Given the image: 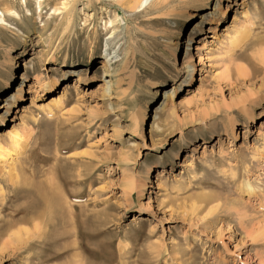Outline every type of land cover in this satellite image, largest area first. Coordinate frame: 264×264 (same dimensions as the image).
Returning <instances> with one entry per match:
<instances>
[{
  "label": "rangeland",
  "instance_id": "374dc122",
  "mask_svg": "<svg viewBox=\"0 0 264 264\" xmlns=\"http://www.w3.org/2000/svg\"><path fill=\"white\" fill-rule=\"evenodd\" d=\"M129 1L0 0V264H264V0Z\"/></svg>",
  "mask_w": 264,
  "mask_h": 264
},
{
  "label": "bare ground",
  "instance_id": "6f19581e",
  "mask_svg": "<svg viewBox=\"0 0 264 264\" xmlns=\"http://www.w3.org/2000/svg\"><path fill=\"white\" fill-rule=\"evenodd\" d=\"M121 3H124V2H126L127 0H119ZM150 1L151 0H131V1H129V3H128V5H130V3L132 2V5L130 6V8L132 9V10H134V9H137V8H141L142 10H145V9H148V8H150ZM215 7H216V10H217V12L219 11V14L221 15V17L223 18V16L225 15V10H221L220 9V4H219V2H217V0H216V3H215ZM15 15H16V17L18 16V14H16L15 12H13ZM189 17H192L193 16V14H189L188 15ZM8 18V17H7ZM0 21L2 22H4L5 21V19H0ZM156 21V20H155ZM161 21V20H160ZM219 21H221V19H217L216 20V23H219ZM157 22V21H156ZM160 23V22H159ZM215 29L216 28H214L213 29V31H215ZM245 35V34H244ZM245 38V36H242L241 38H237V39H234V41L232 42V45L233 46H237V43H239L238 41H240L241 40V42L243 41V40H246V39H244ZM239 39V40H238ZM243 39V40H242ZM264 42V41H263ZM240 44V43H239ZM185 45V50L183 49V50H181V55H180V59H179V61H178V57H177V55H174V61H173V63L171 64L172 65V67H173V69H174V71H175V73H178V72H180V70H183L184 72H183V74H182V81H181V83H179V85L177 86V88L179 89V91L181 90L179 87L182 85V86H185L184 88H183V91H186V89H188L191 85H192V80H193V74H192V72L194 71V69H193V65L192 64H189V60H190V52H192L193 51V48H192V36H191V34H189L188 35V38H187V40H186V43H184L183 44V46ZM93 47H90L89 48V53H91L92 52V49ZM196 49L198 50V47H196ZM256 49H258V48H256ZM183 52H184V56H182L183 55ZM257 53H259V55H254V56H257L256 58L257 59H260V63L264 66V49H262L261 48V50L260 51H258ZM102 57H104V59H105V63H104V66L105 67H107V68H109V67H111L112 66V63H113V57L110 55V53H109V48H108V45L106 44V46H105V51H104V55L102 56ZM184 57V58H183ZM181 58H182V62H181V67L179 68V66H180V60H181ZM254 58V57H253ZM255 58V60H257ZM248 61V60H247ZM16 65V63L14 64L13 63V60H9L8 61V63H7V67L5 68V74H7V75H11V68L13 67V66H15ZM22 67H23V70L25 71V73L30 69V61H24L23 62V65H22ZM34 69V68H33ZM76 71V70H75ZM75 71H73L72 73L73 74H71V75H69L68 74V76L67 77H70V76H74L75 75ZM60 74H61V76L63 77L65 74H67V72H64V71H60L59 72ZM70 73V72H69ZM168 74L170 73V72H167ZM239 73V72H238ZM248 73V72H247ZM240 74V73H239ZM241 74H242V72H241ZM244 75H245V77H247V75L249 74H245V73H243ZM237 75V74H236ZM243 75V76H244ZM5 76V75H4ZM242 76V75H241ZM22 77L23 78H25L23 75H22ZM76 77H78V79L79 78H81V73L80 72H77V74H76ZM170 79L169 80H167V81H174V78H176V75L175 76H171L170 75V77H169ZM241 78V77H240ZM239 78V79H240ZM3 80L5 81V77H3ZM61 79H59L57 76H55L54 78H53V80H52V83H51V85L49 86V91L50 92H52V91H54V90H56V88L58 87V86H60V84H59V81H60ZM236 81H237V77H236ZM165 82V79H159V80H157V81H155V82H153L152 84H155L156 86H155V89L152 91V96H156L158 93H159V96H160V91H159V89L161 88V90L164 92L163 93V101H162V103H161V105L159 106V107H154V108H156V111L154 112V118H153V121H152V124H151V127H150V133L152 134L153 132H154V125H156L155 124V122H157L158 121V119H156V115L157 114H159V112H163V111H166L165 109H166V107L169 105V103H171L172 101V94H174V93H176L175 91L177 90V88L176 87H174V88H172L171 90H172V93L171 94H169L168 93V91L167 92H165V87H166V83H164ZM22 83H23V81H21V83L20 84H18L17 86H16V89H15V92L14 93H11V96H9V98H10V100H8V95H7V97L5 96V97H3V100H2V103H0V111L1 110H4V113H0V126L1 125H3V123H4V121L6 120V117L8 116V114H9V112H10V110L11 109H16V113H20V111H18V109H19V106H18V104H17V102H20V100H22ZM181 86V87H182ZM98 91L101 93V97L102 98H107V99H109L111 96H112V86H111V83H110V81L109 82H104L103 83V85H101L99 88H98ZM178 91V90H177ZM27 93H29V90L27 91ZM119 96V95H118ZM155 105H157V104H155ZM145 111V110H144ZM158 111V112H157ZM25 111L24 110H21V113H24ZM142 114V113H141ZM140 114V115H141ZM142 116V115H141ZM249 118L251 119L252 118V116H249ZM21 120L23 119V117L22 118H20ZM135 119V118H134ZM138 119V118H137ZM136 120V119H135ZM134 120V121H135ZM13 120H11V122H12ZM137 121V120H136ZM135 121V122H136ZM138 123V122H137ZM158 124V123H157ZM134 125H135V123H134ZM158 126V125H157ZM156 127V126H155ZM23 132V131H22ZM22 132H20V133H22ZM25 133V132H24ZM26 137V136H25ZM8 139V138H7ZM9 139H10V146L11 147H13V153H15V155H16V157L15 158H18L17 156L20 154V150L22 149V147H23V144L24 143H26L25 142V139H24V135H21V134H19L17 131H16V129L15 128H13L12 129V131H10L9 132ZM1 141V140H0ZM5 144V143H4ZM8 148H9V145H8ZM11 149V148H10ZM7 158H9V160L11 159V155H10V153L9 152H7V150H6V147H4V145H2L1 143H0V160H2V162L5 164V163H7ZM8 160V161H9ZM13 160H15V159H11V164L10 165H12L13 164ZM15 177V176H14ZM17 178V177H16ZM246 190H248V191H250L249 189H248V187L246 188ZM43 195V196H41V195ZM39 195L41 196V197H44V194H42V193H40ZM39 196V197H40ZM46 196V195H45ZM46 198H48V197H46ZM50 198V197H49ZM49 198L48 199H45V200H47V202H50L52 199H50V201H49ZM41 200H43V198L41 199ZM43 202H44V200H43ZM43 202H41V203H43ZM46 203V202H45ZM48 206H50L49 204H47ZM47 205H45V206H47ZM53 205V204H52ZM53 207V206H52ZM46 215V214H45ZM26 222V220H24V222H22V223H25ZM19 225V224H18ZM38 225V224H37ZM16 226V225H15ZM20 231H22V230H20ZM19 232V231H18ZM29 233V232H28ZM16 234H19V233H16ZM16 234H14V235H16ZM11 236V235H10ZM13 236V235H12ZM21 238V237H20ZM17 239V238H16ZM2 246V245H1ZM4 246V245H3ZM4 249V247H2L1 249H0V253L2 252V251H4L3 250Z\"/></svg>",
  "mask_w": 264,
  "mask_h": 264
}]
</instances>
